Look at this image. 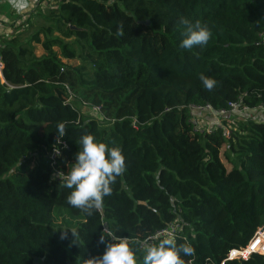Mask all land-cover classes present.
<instances>
[{
	"label": "trees",
	"instance_id": "obj_1",
	"mask_svg": "<svg viewBox=\"0 0 264 264\" xmlns=\"http://www.w3.org/2000/svg\"><path fill=\"white\" fill-rule=\"evenodd\" d=\"M37 15L0 44V264H87L103 255L106 226L145 241L173 222L177 244L195 249L186 264H264L257 253L226 260L264 225V0H54ZM181 18L206 24L209 42L181 48ZM74 101L99 115L86 121ZM230 102L257 117L194 126L192 106ZM86 133L125 157L91 216L51 179Z\"/></svg>",
	"mask_w": 264,
	"mask_h": 264
},
{
	"label": "clouds",
	"instance_id": "obj_2",
	"mask_svg": "<svg viewBox=\"0 0 264 264\" xmlns=\"http://www.w3.org/2000/svg\"><path fill=\"white\" fill-rule=\"evenodd\" d=\"M180 23L186 26L185 38L180 47L193 49L206 45L212 37V32L206 24L200 21L191 23L181 18ZM118 35H123V25L119 24ZM204 88L212 91L216 81L212 78L199 74ZM66 123H57L58 141L66 135ZM80 150L75 156V163L68 168L67 174L57 172L51 178L59 179L60 185L72 189L66 197V202L73 208L78 209L91 216L94 210L103 207L104 197L112 194V185L117 177L125 171V157L118 147L109 148L104 143H97L91 134H84L80 140ZM59 155V153H57ZM73 237L77 235L71 231ZM67 231L62 235L64 239ZM99 244H105L102 256H97L87 261V264H138L136 249L143 250L142 264H186L183 257H193L195 249L191 244L184 242L177 244L174 237L162 238L156 233L142 241L130 237H120L107 226L99 237Z\"/></svg>",
	"mask_w": 264,
	"mask_h": 264
},
{
	"label": "crops",
	"instance_id": "obj_3",
	"mask_svg": "<svg viewBox=\"0 0 264 264\" xmlns=\"http://www.w3.org/2000/svg\"><path fill=\"white\" fill-rule=\"evenodd\" d=\"M48 7H51L49 0H0V44L2 40L9 39L24 30L26 26H36L40 20L37 13H44ZM203 113L211 116V118L205 117L209 130L215 126H223L226 129L233 128L235 122L243 118L241 117L243 114H229L222 117L209 112ZM258 114L261 113L258 112ZM250 117L255 118L257 115L254 117L252 113V116H248V118ZM259 118H263V116H259Z\"/></svg>",
	"mask_w": 264,
	"mask_h": 264
},
{
	"label": "built area",
	"instance_id": "obj_4",
	"mask_svg": "<svg viewBox=\"0 0 264 264\" xmlns=\"http://www.w3.org/2000/svg\"><path fill=\"white\" fill-rule=\"evenodd\" d=\"M49 1L52 4L54 0H49ZM2 68H3V62H2V58L0 54V77H2ZM193 111L198 112V114L201 112H209L211 114H215V115L222 116V117L227 116L229 114H238L239 112L244 113L243 115L250 114L252 116V113L254 114V116L256 115V111H254V109H250L248 107L242 106L240 102H230L228 104V108L223 109V110H213V108L209 104L201 105V106H192L191 112L193 113ZM206 119L207 118H204L201 120L199 119L197 115L196 120H194L193 117L191 120L196 128H200V127H197L196 124L204 122L203 124L207 126ZM206 130H209V128H206ZM61 143L64 144V142H61ZM57 153L58 151L55 149L50 155L51 158L54 159ZM179 229H180V225L176 222H173L167 225L166 227L160 229L156 233H160L162 238H167L169 236L173 237L176 235ZM253 253H257V254L264 256V225L256 229L253 236L251 237L249 242L244 247L230 249L227 254L226 260L247 259Z\"/></svg>",
	"mask_w": 264,
	"mask_h": 264
},
{
	"label": "rangeland",
	"instance_id": "obj_5",
	"mask_svg": "<svg viewBox=\"0 0 264 264\" xmlns=\"http://www.w3.org/2000/svg\"><path fill=\"white\" fill-rule=\"evenodd\" d=\"M74 104L77 107H80V109L83 111L84 119L86 121L90 120L92 118V116L97 117L99 115V112L96 111V109L93 108V107H89L88 105L79 103L78 101H74ZM238 114L242 115L244 113L239 112ZM197 115H198L199 119H201V120L204 119L205 117H208V118L210 117L211 118L210 115L204 114L203 112L198 114V112L193 111L192 116H193L194 120H196ZM243 116H245V118H248V116H251V115L249 114V115H243ZM98 124H99V126H101L103 128H107L109 126V122L105 121V120H102V119L98 121ZM196 126L202 128V129H206L207 128V126L204 125L203 123L202 124L201 123H197Z\"/></svg>",
	"mask_w": 264,
	"mask_h": 264
}]
</instances>
